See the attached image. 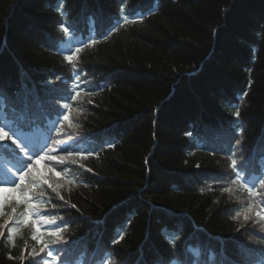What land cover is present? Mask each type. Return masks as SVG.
I'll return each mask as SVG.
<instances>
[{"label": "trees", "instance_id": "1", "mask_svg": "<svg viewBox=\"0 0 264 264\" xmlns=\"http://www.w3.org/2000/svg\"><path fill=\"white\" fill-rule=\"evenodd\" d=\"M0 128V264H264V0H0Z\"/></svg>", "mask_w": 264, "mask_h": 264}, {"label": "snow or ice", "instance_id": "2", "mask_svg": "<svg viewBox=\"0 0 264 264\" xmlns=\"http://www.w3.org/2000/svg\"><path fill=\"white\" fill-rule=\"evenodd\" d=\"M65 31H67V29H65ZM66 59L71 60L72 57L71 56H68V57H66ZM236 115L238 116L239 115V112H237ZM65 119H67V117H65ZM13 135H14V133H13ZM7 136H8V133L5 132L3 130V128H0V140H4V138L7 137ZM23 150L24 149H21V151H23ZM61 151H66V149H61ZM69 155H71V153H69ZM43 158L44 157H40V159H43ZM53 159H56V158L53 157ZM233 163H235V162H233ZM31 169H32V164H28V170L31 171ZM90 170L91 169H89V171ZM18 171H23V169H19ZM25 175H26V173L20 175V177H19L21 184H23V182L25 180ZM57 175H59V173H57ZM2 183L15 184V180L14 179H11V180H7V181H3ZM260 183H261V185H264V180H261ZM17 187H20V185H17ZM15 190L16 189H0V192H2V191H15ZM248 190H249L250 193L252 192L251 189H248ZM62 198L63 197H61V199ZM30 207L31 208H35V207H37V205L36 204H32V205H30ZM237 216H239V213H237ZM257 216H260V213L259 212L257 213ZM262 218H264V217H262ZM245 219L247 220V216H245ZM51 235H57V233H51ZM33 239H37V237L33 236ZM41 251H43V248L41 249ZM48 255H51V252H48Z\"/></svg>", "mask_w": 264, "mask_h": 264}, {"label": "rangeland", "instance_id": "3", "mask_svg": "<svg viewBox=\"0 0 264 264\" xmlns=\"http://www.w3.org/2000/svg\"><path fill=\"white\" fill-rule=\"evenodd\" d=\"M54 149H52L51 151H53Z\"/></svg>", "mask_w": 264, "mask_h": 264}]
</instances>
